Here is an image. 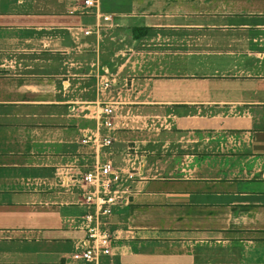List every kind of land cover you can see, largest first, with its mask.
Instances as JSON below:
<instances>
[{"label": "crops", "instance_id": "crops-1", "mask_svg": "<svg viewBox=\"0 0 264 264\" xmlns=\"http://www.w3.org/2000/svg\"><path fill=\"white\" fill-rule=\"evenodd\" d=\"M105 159L103 263L264 264V0H0V264H73Z\"/></svg>", "mask_w": 264, "mask_h": 264}, {"label": "built area", "instance_id": "built-area-1", "mask_svg": "<svg viewBox=\"0 0 264 264\" xmlns=\"http://www.w3.org/2000/svg\"><path fill=\"white\" fill-rule=\"evenodd\" d=\"M97 0H84L86 6H91ZM106 85V84H105ZM101 117L100 126L105 132L99 130L92 137H83L81 143H91L96 148L107 147L112 142L113 108L109 104H103L99 108ZM110 160L105 159L96 163L81 175L83 190L81 196L83 204L90 208L79 220V227L85 231L86 236L81 240L80 247L71 254L73 264H105L101 257L111 255L112 236L106 225V217L111 214L112 207L121 203L124 199L117 174ZM106 219V220H105Z\"/></svg>", "mask_w": 264, "mask_h": 264}]
</instances>
